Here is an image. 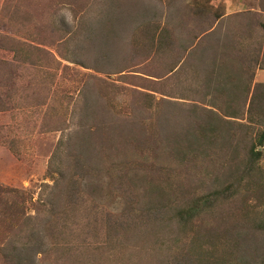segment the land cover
Listing matches in <instances>:
<instances>
[{
	"label": "rangeland",
	"instance_id": "374dc122",
	"mask_svg": "<svg viewBox=\"0 0 264 264\" xmlns=\"http://www.w3.org/2000/svg\"><path fill=\"white\" fill-rule=\"evenodd\" d=\"M241 1L0 0V264L26 242L52 157L74 154L69 138L85 114L82 195L61 200L63 215L45 213L51 224L31 222L43 251L23 259L264 264L263 88L245 95L233 82L264 50V0ZM216 13L246 56L226 70L220 55L212 74L201 61L199 75L181 46ZM197 200L208 205L183 220Z\"/></svg>",
	"mask_w": 264,
	"mask_h": 264
},
{
	"label": "trees",
	"instance_id": "16d2710c",
	"mask_svg": "<svg viewBox=\"0 0 264 264\" xmlns=\"http://www.w3.org/2000/svg\"><path fill=\"white\" fill-rule=\"evenodd\" d=\"M240 15L241 14H238L235 17L238 18ZM223 17L225 16L219 15L217 13L212 15L211 18H210V14L206 15L203 18V20H200L201 25L199 24V26H197L198 28L194 30V32L193 31L190 32L189 41L181 46V49L183 51L182 55L184 58L182 60L183 63L187 61L188 58L187 56L194 58L197 63L195 64L193 62L192 67L193 69H195V72H197V74L199 75L200 74L202 75L199 64L201 61H204L206 64L209 65L207 67L209 69L208 72L212 74L216 71L219 72V70H223V68H220L218 66V63L221 59L220 55H224L227 59V61L225 62L226 70L234 67V63L239 57L246 56V52L242 46V38L236 37L234 39L229 36L228 32L225 35L222 34V27L219 26L220 24L219 22ZM243 17H245V14H243ZM207 23L208 25L205 26V24ZM210 42L212 43L210 44ZM260 53H262L261 60L259 59V57L261 56ZM252 54H253L252 60L255 65L254 69L255 70L257 68L264 69V50H262V47L257 53H255L256 57L253 51ZM180 61H181V55L176 65L169 70L170 74L174 75L182 68L183 64H181L179 68L177 66V64ZM110 63L111 62H108L102 66L112 65ZM253 70H251L252 76L253 73H255V70L254 71ZM233 71H236L235 73L238 74H243L248 72V70L242 68L238 71L237 67H235ZM257 88H263L262 98L264 99V84L259 85ZM246 95H249V93ZM236 115L239 116L240 114L235 113L233 114V116L230 117L239 118ZM87 117L88 115L85 114L84 119L83 118L80 119L79 123L77 124L79 130L75 132V135H71L69 138V148L73 146L74 154L69 152V154L67 155L68 157H65L63 155V151L60 150L59 147L57 153L53 155L50 167H48L49 170L47 171V178L49 180H52L53 183L46 186V188L49 190V193L47 196L42 197L40 199L37 205V210H36L37 213L35 214V216H30L26 218V221L24 222L28 228L24 229L23 233L29 232V235H26L25 237L26 242H24L23 247L21 245L14 246L10 248V253H6L5 256L6 259L7 260L12 259L10 264H28V263L37 264L36 258L38 257L40 252H32L34 256L30 257L27 260L23 259L22 257L23 256L22 252L29 251L31 250V248L40 249L41 252L43 251V248L40 245V243H37L33 239L37 236V234L39 235V233H34L33 223L31 222H37V224L40 225L51 224L52 222L48 223L49 221L47 220V218H45L46 216L45 213L49 212L50 216L51 214L55 216L59 213L63 215L65 211L60 209H63L64 203H62L61 200L65 196L68 199L69 197L71 199L73 197L77 199L79 195H82L81 186L84 183L83 181L85 179V173L87 172L86 167L88 166V161H90L88 155L90 154L91 151L88 144V140H89L88 135L90 134L92 129L87 128V122L85 121V118ZM258 141L261 145L263 144L264 130L261 131ZM63 157L66 158L64 161H63ZM259 158H260V153L256 152L253 149L252 162H255ZM52 164L54 166L56 164L57 165L59 164V166L52 168ZM202 198L203 200L209 202V200L213 198V195H206L205 197ZM203 200H197L192 205L190 204L189 207L184 209L181 213L182 219L186 221L192 220L197 215L201 214L203 212V209H205L206 206L208 205V203L206 204V202L205 201L203 202ZM59 203H61L62 205L60 206Z\"/></svg>",
	"mask_w": 264,
	"mask_h": 264
},
{
	"label": "crops",
	"instance_id": "0c3cea01",
	"mask_svg": "<svg viewBox=\"0 0 264 264\" xmlns=\"http://www.w3.org/2000/svg\"><path fill=\"white\" fill-rule=\"evenodd\" d=\"M243 4L244 5V1L242 2L241 0H238V4ZM244 7L243 8H239V14H241L238 19V22H241L242 19H243V13L244 12ZM241 12V13H240ZM255 70V69H254ZM253 70V71H254ZM232 73V72H230ZM252 73V71H251ZM235 76V74H229L228 76V81L231 80V78ZM234 84L237 82V85L236 86H239V85H243L242 87L244 88V94H253L255 95L257 90H258V86L259 85H263L264 84V69H261V68H257L255 70V73H253V76L252 74L250 75V72H246V73H243V74H238L237 77L233 80ZM242 96V94H241Z\"/></svg>",
	"mask_w": 264,
	"mask_h": 264
}]
</instances>
